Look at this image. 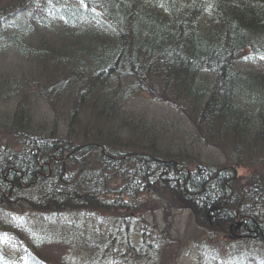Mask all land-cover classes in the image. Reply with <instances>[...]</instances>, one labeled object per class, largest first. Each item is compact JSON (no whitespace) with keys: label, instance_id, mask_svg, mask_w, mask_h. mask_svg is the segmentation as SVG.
Returning a JSON list of instances; mask_svg holds the SVG:
<instances>
[{"label":"trees","instance_id":"1","mask_svg":"<svg viewBox=\"0 0 264 264\" xmlns=\"http://www.w3.org/2000/svg\"><path fill=\"white\" fill-rule=\"evenodd\" d=\"M77 7L0 0V55L28 65L18 78L0 75V137L8 143L0 145V239L14 233L25 264H49L40 239L52 238L58 215H71L75 224L52 227L64 228L57 243L74 264H180L165 255L181 243L174 207L191 213L199 264H264V178L252 169L240 185L235 171L264 165V71L238 68L242 52L264 55V0ZM33 8L65 28L52 24L41 35L45 19ZM142 92L192 133L125 111L123 102ZM39 103L55 104V121L37 119ZM210 148L226 161H202ZM136 210L153 215L137 244ZM8 211L45 216L37 226L47 231H17L4 223ZM119 211L118 223L99 228L98 213ZM0 264L14 262L2 256Z\"/></svg>","mask_w":264,"mask_h":264},{"label":"rangeland","instance_id":"2","mask_svg":"<svg viewBox=\"0 0 264 264\" xmlns=\"http://www.w3.org/2000/svg\"><path fill=\"white\" fill-rule=\"evenodd\" d=\"M46 33L42 32L41 35H45ZM40 35V36H41ZM4 42V41H3ZM6 43V42H4ZM6 45V44H4ZM5 58L6 60H4ZM28 65L24 62H21L17 59L15 55H12L8 52V54L0 55V75L4 76H10V77H20L21 73H19L20 68H27ZM238 68H242L244 70L249 68H254L264 71V55L261 54H254L250 50L244 51L240 55V59L238 62ZM141 96L130 98L129 100L123 102L124 103V110L130 113H145V115L148 117V121L153 123L155 126H159V123H165V121L171 122V124L178 129L179 131L183 132H190L192 133V128L189 122L185 118H180L178 121H173L168 116L173 115L172 109L167 107L165 104L161 103L160 101H152V98H149L145 93H141ZM55 107V104H49V103H39L34 108V113L38 114V118L42 121H47L46 123L55 121V112L53 111ZM4 109V108H3ZM36 116V115H35ZM174 117L178 118V116L173 115ZM168 125L169 123L166 122ZM8 144L6 140L2 139L0 137V145L2 144ZM205 156L209 157L207 160H202L206 164L209 162L217 161L219 164H223L224 161H226L225 154L220 153L218 150L214 148H210L209 150L205 151ZM254 167H244V168H237L236 171V177L239 179L240 185H245L246 177L248 176L249 172L252 169H257L260 171V174L264 178V165L261 163H255L253 165ZM113 197V196H112ZM173 227L176 231V234L179 235L181 242L180 245L177 247H171L167 248L166 250V260L171 261L172 257H176L177 260H179L180 264H199V250L196 246V243L192 242L190 239L191 232L194 231V227L192 226V217L191 213H189L187 210L183 209H177L173 207ZM159 217V216H158ZM19 219V218H17ZM16 219V222L18 221ZM99 219L102 220L100 224L104 225L102 227L108 228L109 222L111 221L110 216L105 214L104 216H99ZM110 219V220H109ZM159 221L160 225H164V217L161 215ZM34 219L29 221H24L23 224L27 225L28 222H31L30 227L33 228L34 226L44 225L45 222H42L43 219L37 220V223L34 224ZM19 222V221H18ZM108 225V226H107ZM18 226V225H17ZM109 229V228H108ZM45 231V230H43ZM175 233V232H174ZM190 234V235H189ZM174 236V234H172ZM172 236V237H173ZM176 237V236H174ZM56 238H50L47 241L41 243L39 246V251H41V255L44 256L45 259H49V262L52 264H74L72 261L67 260L65 256V251L60 249L59 244L55 241ZM6 241V240H5ZM12 241L7 240V242L3 243V247H1V251L3 250L2 255H6L8 257H12L17 261V263L20 262L21 259H23V253L20 251L19 243L18 245H14ZM22 253V255H20ZM175 253V255L173 254ZM37 257H39V254L35 253ZM163 259V258H162ZM161 259V260H162ZM164 264V263H161Z\"/></svg>","mask_w":264,"mask_h":264},{"label":"bare ground","instance_id":"3","mask_svg":"<svg viewBox=\"0 0 264 264\" xmlns=\"http://www.w3.org/2000/svg\"><path fill=\"white\" fill-rule=\"evenodd\" d=\"M201 169H202V170H205V167H203V168L201 167Z\"/></svg>","mask_w":264,"mask_h":264}]
</instances>
